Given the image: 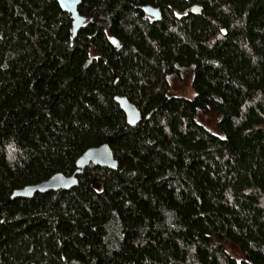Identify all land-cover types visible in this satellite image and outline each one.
I'll return each instance as SVG.
<instances>
[{
	"label": "trees",
	"instance_id": "1",
	"mask_svg": "<svg viewBox=\"0 0 264 264\" xmlns=\"http://www.w3.org/2000/svg\"><path fill=\"white\" fill-rule=\"evenodd\" d=\"M79 11L74 36L58 0H0V264H264V0ZM185 68L193 98L170 95ZM117 95L142 111L137 125ZM105 143L117 168L12 197Z\"/></svg>",
	"mask_w": 264,
	"mask_h": 264
},
{
	"label": "water",
	"instance_id": "2",
	"mask_svg": "<svg viewBox=\"0 0 264 264\" xmlns=\"http://www.w3.org/2000/svg\"><path fill=\"white\" fill-rule=\"evenodd\" d=\"M58 2L64 11L71 14L74 24V36H77L79 30L87 21V17L82 15L79 11L82 0H58ZM194 9L199 10L200 8L194 6ZM143 10L147 15L155 19H159L162 15L160 8L153 5H145ZM111 40L115 45L118 44L116 37H112ZM115 100L125 112L127 122L130 125H137L142 120V111L127 96L117 95ZM90 164H97L115 169L119 161L109 143L90 147L77 159V169L73 174L66 175L62 172L55 173L44 181L14 190L12 197H33L37 192L45 193L60 189H70L78 184L79 179L77 174Z\"/></svg>",
	"mask_w": 264,
	"mask_h": 264
},
{
	"label": "rangeland",
	"instance_id": "3",
	"mask_svg": "<svg viewBox=\"0 0 264 264\" xmlns=\"http://www.w3.org/2000/svg\"><path fill=\"white\" fill-rule=\"evenodd\" d=\"M194 73L189 68H185L181 73L170 76V95L193 98L195 90L192 84ZM206 125L216 128L217 114L215 112H202L199 117ZM226 246L229 252L238 258L244 257L241 250L232 242L227 241Z\"/></svg>",
	"mask_w": 264,
	"mask_h": 264
}]
</instances>
